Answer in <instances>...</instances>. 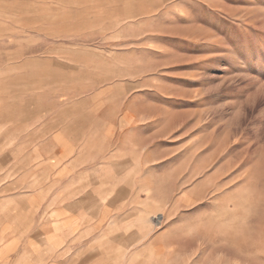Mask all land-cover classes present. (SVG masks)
<instances>
[{"label":"rangeland","instance_id":"rangeland-1","mask_svg":"<svg viewBox=\"0 0 264 264\" xmlns=\"http://www.w3.org/2000/svg\"><path fill=\"white\" fill-rule=\"evenodd\" d=\"M0 102L20 140L144 153L146 225L195 227L187 260L264 264V0H0Z\"/></svg>","mask_w":264,"mask_h":264},{"label":"crops","instance_id":"crops-1","mask_svg":"<svg viewBox=\"0 0 264 264\" xmlns=\"http://www.w3.org/2000/svg\"><path fill=\"white\" fill-rule=\"evenodd\" d=\"M1 111L0 264H194L183 243L196 242L195 227L185 237L181 227L146 225L144 153L109 157L106 138L100 149L91 132L68 126L20 140L18 130H2L9 117Z\"/></svg>","mask_w":264,"mask_h":264}]
</instances>
